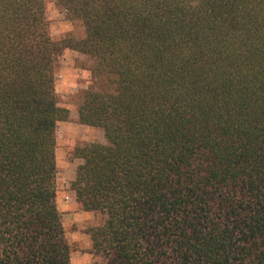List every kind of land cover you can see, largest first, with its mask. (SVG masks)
Wrapping results in <instances>:
<instances>
[{
  "label": "trees",
  "instance_id": "trees-1",
  "mask_svg": "<svg viewBox=\"0 0 264 264\" xmlns=\"http://www.w3.org/2000/svg\"><path fill=\"white\" fill-rule=\"evenodd\" d=\"M0 0V264H72L57 203L56 91L92 61L72 190L99 264H264V0Z\"/></svg>",
  "mask_w": 264,
  "mask_h": 264
},
{
  "label": "rangeland",
  "instance_id": "rangeland-1",
  "mask_svg": "<svg viewBox=\"0 0 264 264\" xmlns=\"http://www.w3.org/2000/svg\"><path fill=\"white\" fill-rule=\"evenodd\" d=\"M62 0H49L47 6L51 35L55 40L79 36L82 25L67 19ZM92 61L78 52L67 50L59 58L56 70V91L61 105L70 110V119L57 126V203L62 214L66 238L72 249V264H99L101 260L91 253V239L87 229L100 222V216L85 212L72 190L78 166V147L88 143H105L100 128L79 123L78 109L85 91L92 84Z\"/></svg>",
  "mask_w": 264,
  "mask_h": 264
}]
</instances>
